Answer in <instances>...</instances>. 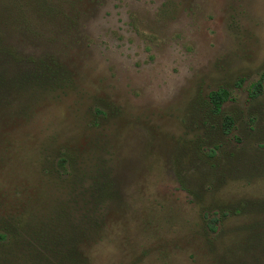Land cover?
<instances>
[{
    "label": "rangeland",
    "instance_id": "374dc122",
    "mask_svg": "<svg viewBox=\"0 0 264 264\" xmlns=\"http://www.w3.org/2000/svg\"><path fill=\"white\" fill-rule=\"evenodd\" d=\"M0 264H264V0H0Z\"/></svg>",
    "mask_w": 264,
    "mask_h": 264
},
{
    "label": "trees",
    "instance_id": "16d2710c",
    "mask_svg": "<svg viewBox=\"0 0 264 264\" xmlns=\"http://www.w3.org/2000/svg\"><path fill=\"white\" fill-rule=\"evenodd\" d=\"M253 89L256 92L257 87H254ZM208 100H209V104L211 106V111L214 114L218 115L221 112V106L227 101L226 93L223 90H218L216 92H212L208 95ZM227 121H229V120H227ZM227 121L225 123V127H227V125L229 124Z\"/></svg>",
    "mask_w": 264,
    "mask_h": 264
}]
</instances>
